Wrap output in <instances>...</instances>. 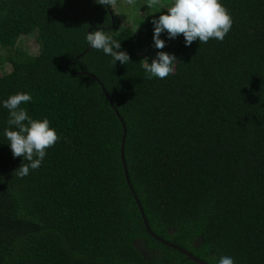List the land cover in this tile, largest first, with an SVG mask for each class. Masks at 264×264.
<instances>
[{"label":"trees","instance_id":"obj_1","mask_svg":"<svg viewBox=\"0 0 264 264\" xmlns=\"http://www.w3.org/2000/svg\"><path fill=\"white\" fill-rule=\"evenodd\" d=\"M102 2L0 0V99L30 93L21 106L59 136L20 178L0 107V264H196L145 230L122 123L129 182L157 238L207 264H264V0H222L224 40L186 47L179 34L162 80L141 66L149 14L139 39ZM100 28L129 62L88 46Z\"/></svg>","mask_w":264,"mask_h":264},{"label":"clouds","instance_id":"obj_2","mask_svg":"<svg viewBox=\"0 0 264 264\" xmlns=\"http://www.w3.org/2000/svg\"><path fill=\"white\" fill-rule=\"evenodd\" d=\"M103 0L101 4H107ZM154 6H160L165 12L152 19L153 47L157 50L165 48V40L161 33L167 34L168 39H175L183 34L185 46H191L194 41L207 43L210 39L223 41L233 25V19L222 0H171L166 5H159L153 0ZM86 42L91 49L101 51L111 58L115 65L119 61L125 65L130 61L129 54L122 50L121 42L106 33L102 28L87 31ZM178 64L174 54L157 51L151 59L142 60V68L146 79H164L175 71ZM32 100L28 92L10 94L6 99H0V107L8 111L7 127L3 135L7 140L14 158L22 157L23 162L15 170V174L23 178L30 171L38 169L44 162L47 149L53 147L59 136L50 121L45 117L37 119L30 116L25 105ZM215 264H235L229 255H221Z\"/></svg>","mask_w":264,"mask_h":264},{"label":"rangeland","instance_id":"obj_3","mask_svg":"<svg viewBox=\"0 0 264 264\" xmlns=\"http://www.w3.org/2000/svg\"><path fill=\"white\" fill-rule=\"evenodd\" d=\"M113 7V10L120 17V21L123 25L130 26L133 29V32L136 34V38L142 39V35L145 32V29L140 25L144 24L147 19V15L143 16V13L149 14L151 19L158 17L161 13L165 12L162 7L154 6L153 0H108ZM171 0H158L159 5H166L170 3ZM138 22L139 25H138ZM149 30L153 32V25L149 26ZM166 34L161 33V38H163ZM146 37V36H145ZM177 38L169 39V43L165 48L160 51H165L170 53L171 46H173L176 42ZM30 44V40L21 41L18 46L24 50V47H27ZM159 51L153 47V41H150L146 44L144 49L139 51V55L142 60L145 57L149 58V63H151V59L156 56V52ZM4 71V70H2Z\"/></svg>","mask_w":264,"mask_h":264},{"label":"water","instance_id":"obj_4","mask_svg":"<svg viewBox=\"0 0 264 264\" xmlns=\"http://www.w3.org/2000/svg\"><path fill=\"white\" fill-rule=\"evenodd\" d=\"M102 90H103L106 98L108 99L109 104L111 106H113V104L111 102V99L109 98V96L107 95V93L105 92V90L104 89H102ZM120 121L122 123V120H120ZM122 129H123V136H122V143H121V147H120V154H121V162H122V166H123L124 176H125V180H126V183H127L128 188H129V191H130L133 199L135 200V203L137 205V208L139 209V212H140L141 217L143 219V224H144L145 230L147 231V233L150 236H152L153 238H155L158 242H160L162 244H165L166 246H168L169 248H172L173 250H175L177 252L182 253L188 260L193 261L196 264H207V263H205L203 261H200L196 257H194L190 252H188V251H186V250H184V249H182V248H180L178 246L172 245L171 243H167L163 239L157 238V236L150 231V229L148 227V224H147V221H146V219L144 217L143 209H142V207H141V205H140V203H139V201L137 199V196L135 195V193L133 191V188H132V186H131V184L129 182L128 173H127V169H126V164H125V160H124V143H125L126 131H125V128H124V124L123 123H122Z\"/></svg>","mask_w":264,"mask_h":264}]
</instances>
